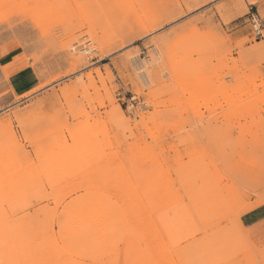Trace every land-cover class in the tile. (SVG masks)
I'll use <instances>...</instances> for the list:
<instances>
[{"label": "rangeland", "instance_id": "obj_1", "mask_svg": "<svg viewBox=\"0 0 264 264\" xmlns=\"http://www.w3.org/2000/svg\"><path fill=\"white\" fill-rule=\"evenodd\" d=\"M255 1L0 0V264H264Z\"/></svg>", "mask_w": 264, "mask_h": 264}, {"label": "crops", "instance_id": "obj_2", "mask_svg": "<svg viewBox=\"0 0 264 264\" xmlns=\"http://www.w3.org/2000/svg\"><path fill=\"white\" fill-rule=\"evenodd\" d=\"M255 3H257V1L252 0V4ZM261 41L264 42V39ZM18 56L19 54H14L13 50L3 51L0 53V65L5 67L10 63L15 62V59ZM9 79L14 93L19 96L36 89L41 82L35 68L33 67L18 69Z\"/></svg>", "mask_w": 264, "mask_h": 264}, {"label": "built area", "instance_id": "obj_3", "mask_svg": "<svg viewBox=\"0 0 264 264\" xmlns=\"http://www.w3.org/2000/svg\"><path fill=\"white\" fill-rule=\"evenodd\" d=\"M257 34H258L259 36H261V37H264L263 34H262V32H261V30H257Z\"/></svg>", "mask_w": 264, "mask_h": 264}, {"label": "bare ground", "instance_id": "obj_4", "mask_svg": "<svg viewBox=\"0 0 264 264\" xmlns=\"http://www.w3.org/2000/svg\"><path fill=\"white\" fill-rule=\"evenodd\" d=\"M89 49V48H88ZM83 51V50H82Z\"/></svg>", "mask_w": 264, "mask_h": 264}]
</instances>
